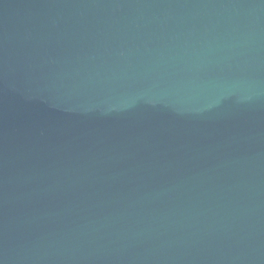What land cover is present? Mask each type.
Here are the masks:
<instances>
[{"label": "water", "instance_id": "water-1", "mask_svg": "<svg viewBox=\"0 0 264 264\" xmlns=\"http://www.w3.org/2000/svg\"><path fill=\"white\" fill-rule=\"evenodd\" d=\"M0 264H264V0H0Z\"/></svg>", "mask_w": 264, "mask_h": 264}]
</instances>
